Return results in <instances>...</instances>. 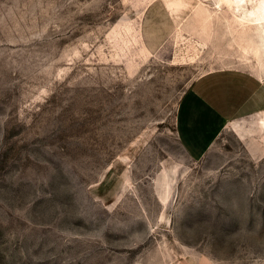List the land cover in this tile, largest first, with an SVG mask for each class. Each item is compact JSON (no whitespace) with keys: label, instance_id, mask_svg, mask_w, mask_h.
Instances as JSON below:
<instances>
[{"label":"rangeland","instance_id":"374dc122","mask_svg":"<svg viewBox=\"0 0 264 264\" xmlns=\"http://www.w3.org/2000/svg\"><path fill=\"white\" fill-rule=\"evenodd\" d=\"M220 69L264 87V0H0V264H264V105L175 131Z\"/></svg>","mask_w":264,"mask_h":264},{"label":"crops","instance_id":"0c3cea01","mask_svg":"<svg viewBox=\"0 0 264 264\" xmlns=\"http://www.w3.org/2000/svg\"><path fill=\"white\" fill-rule=\"evenodd\" d=\"M263 82L241 69H220L196 78L181 97L175 131L185 151L201 157L227 123L260 109Z\"/></svg>","mask_w":264,"mask_h":264}]
</instances>
